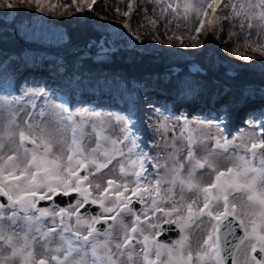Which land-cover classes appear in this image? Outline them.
I'll use <instances>...</instances> for the list:
<instances>
[{"label":"snow or ice","instance_id":"6c2138e0","mask_svg":"<svg viewBox=\"0 0 264 264\" xmlns=\"http://www.w3.org/2000/svg\"><path fill=\"white\" fill-rule=\"evenodd\" d=\"M18 2L71 16L70 8L93 13L98 0ZM139 3L153 4L158 14L150 18L143 8L151 33L142 34L152 39L162 33L170 44L187 47V40L196 48L206 26L218 32L227 24V38L236 37L234 55L249 60L238 52L242 44L264 56V0ZM135 5L137 0H106L104 7L124 17L120 28L142 45L130 23ZM0 7L13 9L14 3L3 0ZM156 112L153 131L164 141L163 159L146 150L131 117L73 111L53 103L44 89L0 93V264H227L228 257L238 264L246 242L251 252H264V131H256L264 123L232 137L227 112L215 124ZM150 147L159 148V141ZM220 157L234 162L221 169ZM204 175L213 179L205 184ZM165 224L175 229L165 230ZM194 225L205 233L195 249ZM237 225L243 236L229 247ZM174 230L178 238L160 241Z\"/></svg>","mask_w":264,"mask_h":264},{"label":"rangeland","instance_id":"374dc122","mask_svg":"<svg viewBox=\"0 0 264 264\" xmlns=\"http://www.w3.org/2000/svg\"><path fill=\"white\" fill-rule=\"evenodd\" d=\"M11 2L14 3V0H11ZM56 2L64 3L65 0H56ZM2 3L3 0H0V4ZM105 3L106 0H98L97 5L94 6L93 13H89L87 9H85L83 13H77V16L78 18L83 19V21L86 20L91 23L93 27L99 30L102 34L107 35V37L114 42L113 45L140 50L142 53H146L150 57L161 55L165 60L172 59L174 61L179 60L186 63L193 62L199 67L202 64L195 59V56L200 54L202 55L204 54V51H206L212 57V66L223 68L224 72L229 74L227 75L229 77L232 76L230 72L235 74L237 70L242 68H252L255 71L264 69V56H261L258 53H253L250 49L246 50L242 44L240 45L238 52L249 57V60L246 61L241 58L239 54H233L236 37H233L232 39L227 38L229 32L227 24L218 32H208L206 26V29L201 33L196 48H192L190 46L191 42L187 40H185V44L188 45L187 47L180 46L179 42L175 40H173L170 44L167 39L163 37L162 33L160 39H152L151 35L142 34L144 32L151 33V27L148 24V19L145 18L146 14L143 11V8H148L147 16L150 18L158 19V14L152 12V8L154 7L153 4L140 5L139 0H137V5L134 6V12L130 18V23L133 31L138 30L137 34H141V40L143 41V44L141 45L140 41H135L134 37L127 34V30L120 28V26L125 23V18L118 16L112 7L105 10ZM121 6L123 7V5ZM15 9V3L13 9L0 7L1 39L4 38L6 42H9L11 38H15L22 44L24 40H32L34 42L42 41L47 42L54 48H57L63 43L61 34L66 33V31L63 26L53 22L51 15L37 12L34 8L31 15L28 16V14H23L20 19H17V10ZM62 10L63 9H60V11ZM135 14L137 17H135ZM209 14H211L210 10ZM100 17H103V19L101 20ZM134 17L137 18L145 27L141 28V24H137V20ZM15 18L16 21L13 20ZM160 26L162 27V24ZM13 29L16 31V34L13 33ZM39 49L40 48L36 47H26L22 50V57L24 60L27 56H33L31 59H26L28 61V65H33L34 67L35 63L38 65L34 69L29 68L31 70L22 69L21 72L15 66L10 67L9 70L11 72V78L8 77L10 82H7L8 79L5 82L0 81V93L7 90L9 92L19 94V92L25 88L36 90L44 89L53 103L64 102L70 110L73 111L78 108H87L101 112L105 115L108 113H118L123 116L131 117L135 128L139 130L142 135L143 146H145L146 150L150 153L159 152L162 159L165 157V149L163 147L164 141L160 136L154 134L153 131L154 125L157 121V109H159V111L164 115L169 116L172 120H176L177 117H186L189 120H204L205 122L211 121L213 124L217 122L219 117L225 115L227 112L229 114V118L226 121V131L227 134L232 137L240 136L245 131H251L253 124L260 125L264 123V120L260 119L262 114H264V100H261L255 95L256 89L252 86L253 84L240 86L245 90L243 91V98L239 104L236 101L232 102L229 94L225 91H222V93L219 91H212L211 89L208 90L212 91L208 94V99H197L198 101L195 105H191L188 102L180 103L181 101L170 94L168 89L166 92H162L159 89H153V87L145 94L144 92H140L139 89L135 87V89L139 91V94L137 91L123 94L121 93L122 85L118 82L114 83V89H118L119 92L116 93V91L113 90V96H110V92L112 90L111 88H108L107 90H94L92 86H81V88L73 89L71 85H67L66 91L64 92L59 88L58 79L55 78L47 68L51 67V65L48 64V57L50 55ZM101 53L104 54L103 52ZM101 53L97 55H101ZM16 65H18V63ZM5 67V62H2L0 68ZM164 70L167 71L169 68H164ZM180 70L181 68L177 71ZM188 72L187 76L194 75L191 74L192 72L189 68ZM195 72L198 73L199 71L197 70ZM164 76H166L165 73L162 75L165 81L166 78ZM185 79L186 78L184 77L182 83ZM177 86L180 88L179 83H177ZM224 89L226 88L224 87ZM258 89L261 93H264L263 88ZM140 90H142L141 87ZM195 91L196 86H193L189 95L190 99L194 100ZM260 92L257 91L258 94H260ZM215 94L220 95L218 97H214ZM184 96L186 97L185 94ZM251 96H256L258 99ZM262 99L264 98L262 97ZM42 102V100L38 101V103ZM256 131H264V129L258 127ZM154 140L159 141V148L150 147ZM237 143H239V140H237ZM94 144L95 138L93 137L89 147H93ZM198 155H204V152L198 150ZM233 162L234 161L230 159L225 160L223 157H220L218 167L226 169ZM111 167L112 166L110 165V168ZM104 171L108 172L107 169ZM212 179L213 177L211 175H204L202 182L206 184ZM236 195L238 197L237 203H239L240 194ZM190 233L192 236L193 248L195 249L198 242L203 239L205 233L195 225L192 229H190ZM257 249L259 250V248ZM252 256L251 250L247 247L246 242L245 245L241 246L240 251L237 253L238 264H245L246 261L247 264H256V261H259L260 264H264V252L260 251L259 258L255 257L256 261L251 260Z\"/></svg>","mask_w":264,"mask_h":264},{"label":"trees","instance_id":"16d2710c","mask_svg":"<svg viewBox=\"0 0 264 264\" xmlns=\"http://www.w3.org/2000/svg\"><path fill=\"white\" fill-rule=\"evenodd\" d=\"M14 3L16 4L17 19H20L23 14L31 15L35 8L27 4H20L18 0H14ZM69 11H73V15H60L59 12L55 16L51 15L53 22L63 26L68 36V40L57 48L42 41L24 40L25 42L23 41L22 44L15 38H11L12 36L9 37L11 40L6 42L0 36V60L3 58H8L9 60L3 72L19 63L22 50L27 45L32 48H44L46 53L50 55L48 57V64L51 67H47L48 70L60 82L71 85L73 89L86 85L92 86L93 89L100 88L107 90L111 88L115 90L114 83L115 81H119L122 84L124 92H132V87L134 86L142 88L154 85L162 92H166L168 89L170 94L176 95L179 79L182 75L189 73L186 62L174 61L172 59L165 60L161 55L150 57L140 50L125 48L119 45H115L119 46L118 50L101 55L89 53L82 45L87 42L89 43V47H93L102 33L88 21L78 18L73 8H70ZM135 17H137L136 14ZM135 19L137 20V24H141L137 18ZM13 20L16 21V18ZM75 42L80 43L72 47ZM195 59L202 64H200V67L206 70V73L198 72L192 76L193 83L197 86V99L204 98L212 91H225L229 94L232 102H238L243 98V91L245 90L240 86L246 84H253L252 86L256 89L255 95L259 98H264L263 95L257 93L258 88L262 89L261 85L264 87V69L255 71L252 68H242L229 77L227 76L229 74L224 72L223 68L212 66V57L206 51L202 55H196ZM173 67L181 68V70L175 74H172L170 70H164V68ZM163 73L166 74L164 76L166 78L165 81L162 77ZM7 74L8 72H5V75ZM218 80L224 84L217 82ZM60 82H58V85L62 84ZM225 83L229 86L225 87ZM209 89L212 91H208ZM140 92H143V90H140Z\"/></svg>","mask_w":264,"mask_h":264},{"label":"water","instance_id":"95a60500","mask_svg":"<svg viewBox=\"0 0 264 264\" xmlns=\"http://www.w3.org/2000/svg\"><path fill=\"white\" fill-rule=\"evenodd\" d=\"M6 28V27H5ZM16 31L13 29V33H15ZM16 34V33H15ZM61 38L66 41L67 40V36L66 34H62L61 35ZM78 44V43H75V45ZM84 47H86V45H84ZM119 47L113 45V43L111 42V40L105 35L103 34L99 41L95 44L94 48L90 49V52H94V53H101V52H112V51H115V50H118ZM187 67L191 70V72H195V71H200V72H204L205 70L200 68L199 66H197L195 63L193 62H188L187 63ZM176 69H179V68H176ZM176 69H173L172 70V73H176ZM230 72V71H228ZM230 74H233V72H230ZM75 195V194H73ZM58 200L61 201V203H64L65 201H67L68 199L70 198H64V197H57ZM135 207L138 208V205H135ZM83 211V210H81ZM89 211H95L94 209L92 208H89ZM165 230L169 229V228H173L175 229V226L174 225H163L162 226ZM179 235V232L178 230H174V231H165L160 237V241H163V242H170L172 239L178 237ZM243 236V231L239 228V226L237 225L236 226V232H235V236H232L230 237V241L231 243L229 244V247L232 246V244H235V243H238V240L236 239V237H242ZM254 256L259 258L260 256V251L257 249L255 252H253ZM227 264H232V260H231V257H228L227 258Z\"/></svg>","mask_w":264,"mask_h":264},{"label":"bare ground","instance_id":"6f19581e","mask_svg":"<svg viewBox=\"0 0 264 264\" xmlns=\"http://www.w3.org/2000/svg\"><path fill=\"white\" fill-rule=\"evenodd\" d=\"M33 56H27L26 59H31ZM31 63V61H30ZM5 64L7 65V62H5ZM28 66V67H27ZM25 68L29 69H34L35 67L33 65H27ZM29 69V70H31ZM34 71V70H33ZM33 76V75H32ZM186 79L183 81L182 83V92L186 95V97L184 98H181V97H178L179 101H181L180 103H185V102H188L190 103L191 105H195L196 102L198 101L197 99L193 100V101H188L190 100L189 99V95H190V89L193 88V86H195L194 83H191V81H189V78L185 77ZM180 85V84H179ZM177 89H179V86H177ZM223 93V92H222ZM221 94V93H220ZM220 94H215L214 97H218ZM251 97H254L256 99H258L256 96H251ZM203 100L205 99H208V95L205 96L204 98H202ZM224 100V99H223ZM250 104V103H249ZM254 109V108H253Z\"/></svg>","mask_w":264,"mask_h":264}]
</instances>
